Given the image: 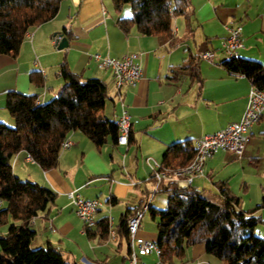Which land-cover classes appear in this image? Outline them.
<instances>
[{
  "label": "crops",
  "instance_id": "1",
  "mask_svg": "<svg viewBox=\"0 0 264 264\" xmlns=\"http://www.w3.org/2000/svg\"><path fill=\"white\" fill-rule=\"evenodd\" d=\"M225 2H193L195 15L191 26L194 30L199 25L211 24L204 33L209 46L196 53L201 88L186 76L177 83L167 78L169 70L188 57L178 45L179 38L185 34L179 36L178 18L173 21L177 36L173 45L161 37L142 35L135 28L124 34L116 20L129 15L130 7L125 4L118 13L111 0H62L56 16L33 28L16 56L0 54V121L9 125L13 124V119L5 108V92L33 94L37 104L48 102L65 83L58 74L62 62L83 78L97 77L104 81L110 99L104 114L117 120L120 104L113 76L108 69L98 68L92 55L99 53L122 58L129 53H139L142 64V73L135 85L120 90L135 121L130 128L133 142L124 146L108 140L98 150L82 132L74 131L69 135L72 146L60 152L58 165L54 168L42 169L29 161L25 151L12 158V172L17 177L38 182L57 194L54 204L32 220L36 247H46L50 243L60 249L67 260L77 264H128L124 241L119 244L117 237L116 240L88 238L68 193L74 192L85 199H100L104 205L97 213V220L108 214L115 215V222L112 220L115 230L120 216L127 210L134 211L153 191L147 158L160 162L167 145L184 139L195 142L240 119L251 83L243 75L230 74L220 64L226 58L221 49V41L226 35L224 25L229 21L241 25L244 46L238 55L264 65V4L261 0H235L237 4L230 11L224 9ZM65 26L70 27V38L63 35ZM183 26L186 32L184 21ZM59 35L66 37L67 47L61 49L58 43L53 44V37ZM211 37H219L218 43L210 42ZM209 50L215 55L221 52V55H214L212 61L201 59L200 54ZM218 181H226L241 197L238 211L254 209L261 202L264 194V113L252 126L250 141L241 158L225 151L217 152L205 162L204 176L194 178L191 188L200 190L209 201L222 205ZM159 193L165 196L154 193L151 205L160 209L167 205V194ZM110 196L115 201L107 200ZM256 214L263 216L264 207L257 209ZM144 217L137 238L155 241L156 222L150 215L154 224L147 226ZM49 222L54 226L53 232L47 228ZM6 232V226L0 227V234ZM114 244L115 248L112 247ZM123 244H126L125 251ZM139 259L148 264L157 261L154 254ZM183 264L224 263L198 244L188 248Z\"/></svg>",
  "mask_w": 264,
  "mask_h": 264
},
{
  "label": "trees",
  "instance_id": "2",
  "mask_svg": "<svg viewBox=\"0 0 264 264\" xmlns=\"http://www.w3.org/2000/svg\"><path fill=\"white\" fill-rule=\"evenodd\" d=\"M62 0H0V54L16 56L27 32L54 18ZM114 10L130 6V14L116 20L118 28L128 34L133 28L142 35L157 36L173 45L177 41L173 19L182 18L186 32L194 28L195 15L192 0H111ZM71 36L69 26L62 30ZM220 64L230 74L246 77L252 85L264 90V65L255 59L235 56ZM59 76L65 81L60 92L44 104L36 103L33 94L6 91L5 108L13 119L9 125L0 121V264H77L67 260L62 251L48 243L46 247L32 248L35 231L32 220L54 204L57 194L38 182L22 180L12 172V158L25 151L42 169L58 165L61 142L71 132H82L99 150L108 140L116 145V120L107 117L104 109L107 88L97 77L83 78L73 73L66 62L60 64ZM202 85L199 57L189 53L181 63L169 70L167 78L174 83L183 77ZM134 139L129 133L128 144ZM192 139L167 145L160 164L177 168L187 165L195 155ZM223 204L205 198L200 190L162 185L157 192L167 194V205L159 209L152 205L149 213L156 221V244L160 260L168 264H183L188 248L203 245L207 253L224 264H264V238L254 229L264 224V216L256 210L264 207V194L254 209L238 211L241 197L226 181L216 182ZM264 192V184L262 186ZM115 201L113 196L107 200ZM135 210V209H134ZM133 211L124 212L115 226L119 244H127L130 252L127 219ZM91 240L109 237L108 216L101 217L95 228L85 231Z\"/></svg>",
  "mask_w": 264,
  "mask_h": 264
},
{
  "label": "built area",
  "instance_id": "3",
  "mask_svg": "<svg viewBox=\"0 0 264 264\" xmlns=\"http://www.w3.org/2000/svg\"><path fill=\"white\" fill-rule=\"evenodd\" d=\"M264 4V0H261ZM174 21V19H173ZM225 37L221 41V49L226 58L238 56V52L243 48L242 27L236 22L229 21L225 23ZM30 36V31L25 37ZM53 44L56 45L60 41V36H54ZM214 52L209 50L200 54L201 59L212 61ZM96 66L101 69H108L114 79L115 87L118 93V101L120 104V114L117 117L116 125L118 128V136L116 143L126 146L130 128L135 122L128 112V109L122 99L120 90L126 86H133L140 79L142 73V64L140 62L139 53H129L122 58H115L109 55H101L95 53L92 55ZM37 103V102H36ZM264 113V90L250 86L246 107L237 122L230 123L224 129L211 134H206L195 141L196 152L191 161L182 167L170 168L162 166L160 162L151 160L146 161L150 167V177L154 182V188L148 197L133 211L127 219V231L129 235L130 252L128 256V264H148L139 259L140 256L154 254L157 261L153 264H168L160 260L161 251L155 241L138 240L137 232L141 226V220L149 210L151 200L154 193L165 184L172 183L177 188L192 187L193 179L204 176L205 162L212 158L217 152L225 151L236 155L238 158L244 153L246 146L250 141V130L254 124L258 122ZM72 142L66 137L60 144V152L69 149ZM28 159L34 162L28 155ZM68 197L75 206V213L83 224V231L88 228H95L97 222V213L103 207V202L98 199H85L74 192L68 193ZM3 205L0 199V208ZM109 238L116 240L115 230L113 229L112 217L108 214ZM48 230L54 231L51 222L48 223Z\"/></svg>",
  "mask_w": 264,
  "mask_h": 264
},
{
  "label": "rangeland",
  "instance_id": "4",
  "mask_svg": "<svg viewBox=\"0 0 264 264\" xmlns=\"http://www.w3.org/2000/svg\"><path fill=\"white\" fill-rule=\"evenodd\" d=\"M192 1L194 2V0H192ZM195 1H196V0H195ZM239 1L243 2L244 0H239ZM236 4H237V2H235V0H234V1L226 0V2H225V6H224V9H227V10L230 9V11H232V10L235 8ZM129 7H130V6H129ZM193 24H194V22H193ZM176 26H177V27H180L179 36H180L181 34L185 33L183 38H179L180 42H179L178 45H179V46H182L181 51L185 54L186 57L188 56V54H189L190 51H191L193 54H196L198 51H202V50L207 49V47L209 46L210 43H207V42H206V39H205L206 37H205L204 33L207 31L206 29L209 28V27L211 26L210 23H208V24L205 23V24H203V25H201V26L199 25V26L196 27V29H195L193 32H191V33H186V32H185V30H184V26H183V19H182V18H178V19L176 20ZM202 26H203L205 29H203ZM218 38H219V37H211V38L209 39V41L212 42L213 44H215V43L217 44V43H218V42H217V41H218ZM187 48H189L190 51H189ZM219 55H221V52H219V54H217V55H215V56L217 57V56H219ZM200 61H202V60H200ZM186 81H188V80H186ZM109 100H110V99H107V101H106V108H107L108 105H109ZM156 195H157V196H158V195L165 196L164 194L159 193V192H158V194H156ZM159 197H160V196H159ZM103 205H104V203H103ZM163 208H165V207H163ZM160 209H162V208H160ZM110 216H111V217L113 216V217H112V220H113V222H115V215H111V214H110ZM263 216H264V215H263ZM143 221L148 223L147 226H150V223H151V224H152V223L154 224V222H156L155 220H154V222L151 220L149 211L146 212ZM254 233H255L256 235H258V236L264 238V224H258V225L255 227V229H254ZM92 242H93V241H92ZM114 245H115V244H114ZM31 247H32V248H38V247L35 246V242H34V241H32V243H31ZM112 247L115 248L116 245H115V246H112ZM125 250H126V244H123V251H125Z\"/></svg>",
  "mask_w": 264,
  "mask_h": 264
},
{
  "label": "water",
  "instance_id": "5",
  "mask_svg": "<svg viewBox=\"0 0 264 264\" xmlns=\"http://www.w3.org/2000/svg\"><path fill=\"white\" fill-rule=\"evenodd\" d=\"M60 36V41L58 42V47L59 48H65L68 46V41L66 39V37L59 35Z\"/></svg>",
  "mask_w": 264,
  "mask_h": 264
}]
</instances>
